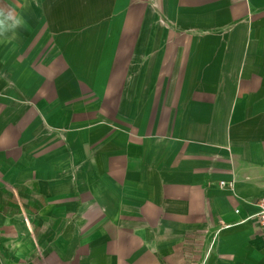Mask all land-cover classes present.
I'll list each match as a JSON object with an SVG mask.
<instances>
[{
  "label": "crops",
  "instance_id": "0c3cea01",
  "mask_svg": "<svg viewBox=\"0 0 264 264\" xmlns=\"http://www.w3.org/2000/svg\"><path fill=\"white\" fill-rule=\"evenodd\" d=\"M0 6V264H264V0Z\"/></svg>",
  "mask_w": 264,
  "mask_h": 264
},
{
  "label": "clouds",
  "instance_id": "9594fccd",
  "mask_svg": "<svg viewBox=\"0 0 264 264\" xmlns=\"http://www.w3.org/2000/svg\"><path fill=\"white\" fill-rule=\"evenodd\" d=\"M20 27H27L26 21L14 9L0 6V37L6 38L8 32H14Z\"/></svg>",
  "mask_w": 264,
  "mask_h": 264
},
{
  "label": "built area",
  "instance_id": "2783aa9c",
  "mask_svg": "<svg viewBox=\"0 0 264 264\" xmlns=\"http://www.w3.org/2000/svg\"><path fill=\"white\" fill-rule=\"evenodd\" d=\"M221 186H228L230 188L234 187V181H230L227 182L225 180H222L220 182ZM257 206H258V211L257 213L254 215V217L257 218V220L259 221V223L261 224V226L264 227V197H262L258 202H257ZM238 212V211H237Z\"/></svg>",
  "mask_w": 264,
  "mask_h": 264
}]
</instances>
